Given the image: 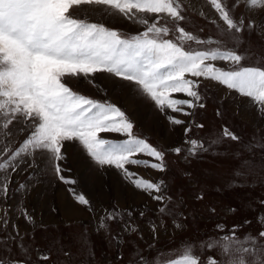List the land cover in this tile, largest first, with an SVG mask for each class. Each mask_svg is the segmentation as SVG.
I'll return each instance as SVG.
<instances>
[{
    "label": "rangeland",
    "instance_id": "rangeland-1",
    "mask_svg": "<svg viewBox=\"0 0 264 264\" xmlns=\"http://www.w3.org/2000/svg\"><path fill=\"white\" fill-rule=\"evenodd\" d=\"M222 2L227 5L230 0ZM181 4L185 20L179 25L201 40H211L208 45L192 43L193 48L234 44L245 56V66L264 61V29L260 27L264 11L243 6L233 9L237 16L255 21L253 28L233 34L207 0H181ZM84 10L87 15L81 18L89 22L101 23L124 34L142 30L140 25L107 6H85ZM81 11L77 9L76 14ZM196 12L207 16V20ZM217 64L223 66V62ZM92 79L94 83L83 77L70 78L67 83L80 94L98 100L106 98L117 104L133 121L137 136L165 151L167 170L163 173L145 166L129 168L142 178L165 182L164 194L171 197L166 205L170 211L161 214L158 208L163 205L137 189L120 170L96 164L78 142H65L64 159L58 162L59 175L48 154L40 152L22 155L15 162L19 165L17 171L9 169L11 192L6 199L0 196V215L7 213L9 221L0 229V256L26 258L29 264H145L140 259L143 256L156 257L159 264L161 257H177L179 250L193 245L201 252V260L213 256L219 260L224 258V253L217 247L205 246L215 245L233 232L238 244L251 247L243 238L264 230L261 223L264 218V113L259 107L250 98L200 78L204 108L197 107L191 116L171 110L161 112L150 98L130 88L126 81L106 73H97ZM176 96L186 98L183 94ZM168 116L184 123L174 125ZM195 124L204 127L196 128ZM189 126L192 130L185 135V128ZM225 127L239 140L223 138L206 152L187 155L186 140L208 143L220 137ZM25 135L17 133L16 147ZM105 138L124 139L117 134H105ZM175 147H181L179 155L172 151ZM244 161L250 162L256 171L250 176H237L244 168ZM3 175L6 173L0 172ZM60 176L75 183H65ZM19 185L25 187L17 190ZM70 189L84 194L89 206L80 205ZM129 211L131 217L127 216ZM114 212H120L121 216L108 220V214ZM102 219L107 227L100 226ZM129 221L135 231H124ZM176 224L182 227L177 228ZM44 255L48 256L47 260L40 259ZM241 255L248 258V254ZM251 255L256 257L257 253Z\"/></svg>",
    "mask_w": 264,
    "mask_h": 264
},
{
    "label": "snow or ice",
    "instance_id": "snow-or-ice-1",
    "mask_svg": "<svg viewBox=\"0 0 264 264\" xmlns=\"http://www.w3.org/2000/svg\"><path fill=\"white\" fill-rule=\"evenodd\" d=\"M207 2L233 34H242L255 24L254 20L237 16L233 9L243 6L264 11V0H230L227 5L222 0ZM93 5L116 10L142 30L124 34L81 18L87 15L85 6ZM77 9L82 10L79 15ZM184 20L181 0H0V172L6 173L0 176V196L6 199L10 194L9 169L17 171L19 165L15 162L22 155L47 153L59 175L58 162L64 159L65 142L75 141L96 164L120 170L137 189L160 202L161 214L170 211L166 205L171 197L164 194L165 182L142 178L129 168L145 166L163 173L167 170L165 151L137 136L133 121L117 104L80 94L67 80L83 77L94 83L92 78L97 73L110 74L146 95L161 112L171 110L191 116L197 107H205L199 91L203 78L250 98L264 113V61L245 66L246 58L234 44L193 48L192 43L208 45L211 40H201L186 31L179 25ZM260 27L264 29V22ZM173 32L174 37L170 35ZM217 62H223V66ZM176 94L186 98H178ZM168 119L174 125L184 123L173 116ZM191 130V126L185 128V135ZM17 133L26 134L18 147ZM105 134H117L124 139L105 138ZM223 138L239 140L225 127L220 137L208 143L186 140L187 155L206 152ZM172 151L179 155L182 149L175 147ZM243 163L244 168L237 176H250L256 171L250 162ZM60 179L75 183L64 176ZM24 187L19 185L17 190ZM70 191L80 205L89 206L84 194ZM120 216V212L109 213L107 219L114 221ZM127 216L131 217L132 212H127ZM8 223L7 213L0 215V229ZM261 223L264 224V218ZM100 226L107 227L103 219ZM135 230L130 221L124 225L126 232ZM156 231L154 224L153 232ZM243 241L251 247L238 244L235 232L215 245L207 244L205 247H217L224 253L219 260L215 256L201 260L199 249L188 245L179 250L177 257H161L159 264H264V230L245 236ZM254 252L256 257L251 255ZM241 253L248 254V258ZM40 259L47 260L48 256ZM140 259L145 264L157 262L156 257ZM0 264H29V261L0 256Z\"/></svg>",
    "mask_w": 264,
    "mask_h": 264
},
{
    "label": "crops",
    "instance_id": "crops-1",
    "mask_svg": "<svg viewBox=\"0 0 264 264\" xmlns=\"http://www.w3.org/2000/svg\"><path fill=\"white\" fill-rule=\"evenodd\" d=\"M192 9V8H191ZM193 10V9H192ZM213 10V9H212ZM194 11V10H193ZM195 12V11H194ZM196 14L198 15V16H200V17H202V19L204 20V19H206L207 20V16L205 17V15H203V14H201V13H197L196 12ZM195 16V15H194ZM196 17V16H195ZM210 19H211V17H210ZM212 20V19H211ZM220 27V26H219ZM226 27V26H225ZM220 28H222V27H220ZM224 28V27H223ZM225 29V28H224ZM214 32V31H213ZM214 33H217V34H220V33H218V32H214Z\"/></svg>",
    "mask_w": 264,
    "mask_h": 264
},
{
    "label": "bare ground",
    "instance_id": "bare-ground-1",
    "mask_svg": "<svg viewBox=\"0 0 264 264\" xmlns=\"http://www.w3.org/2000/svg\"><path fill=\"white\" fill-rule=\"evenodd\" d=\"M130 109H131V108H130ZM132 109H133V108H132ZM136 110H137V109H136ZM136 110H135V111H136ZM135 111H134V112H135Z\"/></svg>",
    "mask_w": 264,
    "mask_h": 264
}]
</instances>
